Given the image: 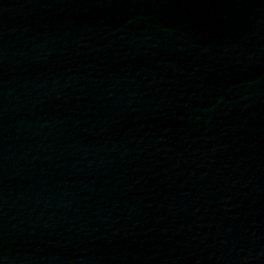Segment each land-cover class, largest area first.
Listing matches in <instances>:
<instances>
[{
	"label": "water",
	"instance_id": "water-1",
	"mask_svg": "<svg viewBox=\"0 0 264 264\" xmlns=\"http://www.w3.org/2000/svg\"><path fill=\"white\" fill-rule=\"evenodd\" d=\"M0 264H264V0H0Z\"/></svg>",
	"mask_w": 264,
	"mask_h": 264
}]
</instances>
